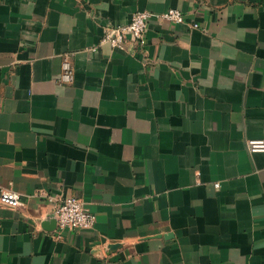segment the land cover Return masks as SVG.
Returning a JSON list of instances; mask_svg holds the SVG:
<instances>
[{"label": "crops", "instance_id": "crops-1", "mask_svg": "<svg viewBox=\"0 0 264 264\" xmlns=\"http://www.w3.org/2000/svg\"><path fill=\"white\" fill-rule=\"evenodd\" d=\"M168 8L184 22L150 16L144 50L100 42ZM249 139H264V0H0V192L22 198L0 200V264H264ZM67 196L93 227H57Z\"/></svg>", "mask_w": 264, "mask_h": 264}, {"label": "built area", "instance_id": "built-area-1", "mask_svg": "<svg viewBox=\"0 0 264 264\" xmlns=\"http://www.w3.org/2000/svg\"><path fill=\"white\" fill-rule=\"evenodd\" d=\"M156 15L171 23L184 22V14L177 8H168L159 13L152 14L146 10L135 11L131 19L126 24L107 26L100 42H107L112 47H124L126 42L131 41L134 48L141 51L145 49V32L149 17ZM193 27H199L198 23H193ZM74 78V68L72 60L66 54L61 62V75L59 80L69 83ZM247 148L250 152L264 151V139L247 140ZM0 200L10 206H19L22 203L21 195L13 190H1ZM53 216L57 227L61 230L91 228L95 224V215L84 207L83 202L75 196H67L54 206Z\"/></svg>", "mask_w": 264, "mask_h": 264}]
</instances>
